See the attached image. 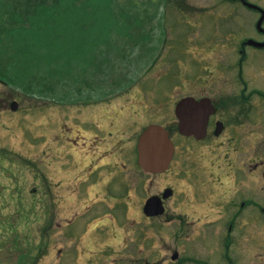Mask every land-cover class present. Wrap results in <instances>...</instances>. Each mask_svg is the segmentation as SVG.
Returning a JSON list of instances; mask_svg holds the SVG:
<instances>
[{"label": "rangeland", "instance_id": "rangeland-1", "mask_svg": "<svg viewBox=\"0 0 264 264\" xmlns=\"http://www.w3.org/2000/svg\"><path fill=\"white\" fill-rule=\"evenodd\" d=\"M247 1L264 10V0ZM257 19L228 0H0V264H118L139 257L135 245L158 257L179 250L228 264L206 235H223L226 216L242 204L252 205L237 222L252 209L264 213V49H246L241 77L235 65L241 42L264 39ZM154 54L159 60L141 93L130 89L140 100L135 106L122 98L131 105H110L100 117L68 108L127 94L121 88ZM243 88L248 120L233 121L238 105L222 107L214 117L224 125L219 137L209 132L197 142L172 131V169L138 172L131 144L148 125L173 130L176 101L217 102ZM88 119L99 121L106 137L119 130L120 157L93 151L100 146L83 135ZM166 188L174 194L166 214L145 219V199ZM252 225L228 249L235 264H264L262 223ZM178 229L189 240L177 237Z\"/></svg>", "mask_w": 264, "mask_h": 264}, {"label": "flooded vegetation", "instance_id": "flooded-vegetation-1", "mask_svg": "<svg viewBox=\"0 0 264 264\" xmlns=\"http://www.w3.org/2000/svg\"><path fill=\"white\" fill-rule=\"evenodd\" d=\"M228 1H230V2H232L234 4H239V5L243 6L244 8H247V9H250V10H253V11L257 12L258 18L261 15V8L253 9V8L247 7L244 4V2H248L249 3V1H247V0H228ZM257 32H258V34L260 36L262 35V37L264 38V32L263 31H257ZM244 42H241V46L237 50L239 58L236 60V64L235 65L239 69L238 70V76L239 77H241V69H242V65L244 63V60L247 58L246 49L248 47L249 48H256V49H260V50L264 49V47L263 48H259V47H254V46H247L246 44H244ZM141 88H142V80L140 81V78H139V79L133 81V84L130 83L126 87L121 88V89H125L127 94H121L118 99H115V97H117V95H115V96L111 97L112 99L106 98V99H103V100H100V101H97V102H90L86 106H77V107H72L71 109H85V110L91 111V116L95 117L97 115V116L100 117L101 114L104 115L103 111L107 110L110 105H117L114 108H112L113 110H115V109L123 110V109H126L128 106L131 105L130 104V105L127 106L126 102H123L122 98L124 100L125 99L128 100L129 97H130V100L132 101V105L135 106V104L139 103L140 100L139 99L137 100L136 97H133V99H131L132 96L130 95V89H138V91H136V93L140 94L141 92L139 90ZM245 92H246V89L243 88L241 90L240 94L236 95V97H231V99H230V97H227V98H224V99L220 98L217 102L214 99H211V98H209L207 96H200L198 98L194 97L195 99L209 98V100L211 101L212 106L216 109V111L213 114H211L210 117H209L208 124H207L206 137L203 140H196L192 136H182V135L178 134L177 131H176L177 129L172 130V129L169 128L168 129L169 137L171 138V140L173 142L174 152H173L172 159H171L168 167L166 168V170L161 172V173H159V174L144 173L139 168V165L137 163V153H136V146H135L136 145V139H137L136 138L134 140V144L133 143L131 144L132 145V149H129L130 147L128 149L130 150V152L133 153V157H135L136 168H137L138 172H140L141 174H144V175H160V174H163V173L169 171L170 169H172L173 162H174L175 149H176L175 142L172 139L171 134H170V133H172V131L174 133H177V136H179V137L181 136L180 138L190 139V140H194V141H197V142H201V141L206 140L209 137V132H212V134H211L212 136L219 137L221 135L223 129H224V125L222 127L221 132L218 135H215L213 133L214 132L215 123L216 122H221V121L218 120V119H214V117L217 115L218 110L221 109L222 107H230V106L234 107V106L238 105L239 109H238V112L236 113L233 121L234 122H240L242 119L248 120L249 111H251L250 103H248L249 99H250V93L248 95H245ZM251 92H253V91H251ZM256 94H259L260 96H262L261 95L262 93L256 92ZM191 97H193V96H191ZM113 102H115V104H112ZM116 102H119V104H116ZM138 105L140 106V104H138ZM98 113H100V114L98 115ZM87 124L90 125V130H88V129L87 130H83L84 131L83 135L90 137V140L93 141L92 143L98 144L100 146L98 148H95L93 151H96V154L100 153V156H102V157H108L110 155H113L114 157H120V154L122 152V150H121L122 138H121V135L119 134V130H115V133L112 132L113 134L112 133H108V137H106L104 129H103V125L99 121H94V119H88L87 120ZM212 124H214L213 130L211 129L212 128ZM235 124H237V123H235ZM79 137L83 138L81 136H79ZM242 137L243 136L238 137V138L243 139ZM110 138H114L115 145L112 146V145L108 144V140ZM233 138H234V140L237 139V137L235 135H233ZM74 141L75 140H73V142ZM68 142L70 143V141H68ZM129 142H130V140H129ZM74 143L76 144V142H74ZM110 146H112L113 148H110ZM114 153H118V155H116ZM109 158L111 159V157H109ZM111 163H112V166L115 167L116 162H112V160H111ZM111 163L108 166H111ZM123 166H125V165L121 164L120 168L122 169ZM173 196H174L173 191H172V189H169V188H166V189L162 190L159 193L150 195L148 198L145 199V201L143 203V206L140 209V211H142L143 217L145 219H148V220H154L156 218L164 216L166 214V212H167V209L165 207V202L168 199L172 198ZM128 197H129V194H128V191L126 190V199ZM150 199L155 200L157 205L155 204V206L148 207L147 208V212H150L151 214H147V213H145V209L144 208H145V204ZM251 205H252L251 203H248L247 205H245V204L243 205L242 204L241 207L239 208L240 212L238 210L231 211L230 214L226 216L227 218H226V221H225V224H224L225 233L223 235L219 234V231H217L216 233H211L210 232L205 237L206 238V240H205V244L206 245L214 246V245L217 244L218 245V249L219 250H221V249L223 250L222 251L223 259L228 264H235L231 260V258L228 256L229 247L232 246V245H235L239 240H241L243 235H245L246 233L253 232V228H254L253 227L254 225H252L253 222H261L262 223V229L264 231V213L263 214H259L258 212H256V214L254 215L253 212L255 211V209H252V213H249V214H247L245 216L246 218L243 221V223H241L242 222L241 220L239 222H237L238 218L242 217L241 216V211L245 210L247 207H249ZM260 210L262 212H264L263 208H261ZM155 211H160V212L158 214L152 215V213H155ZM247 218H249V219H247ZM217 222H219L218 219L209 220V221H207L206 223L203 224V227H204L205 224H210V225L213 226V224H215ZM183 231H184V229L182 230V232H180V229H178L177 233H176V236L179 237L180 235H182ZM203 231H204V228H203ZM203 231H202V233H203ZM135 233H139L136 238H137V240H139L141 242V240L143 238V236L140 235L141 232L140 231H135ZM184 234H185V236L182 235V238H184V240L185 239L189 240V233H187V231L185 230ZM193 238H191V239H193ZM249 238L251 239V237H249ZM158 239H159V241L162 240L161 237H158ZM156 242H158V241H156ZM135 243H137V241H135ZM187 243H190V241H187ZM191 243H193V240L191 241ZM205 244H203V245H205ZM140 245H145V244H140ZM147 245H149L148 247H152V248H155V249H156V246H157V245L153 246L151 242H149V244L147 243ZM187 245L189 246V244H187ZM41 247L44 250V248H43L44 246H43L42 243H41ZM87 247L89 248V246H87ZM135 247H136L137 255L139 257L133 256V257H130V258H133V260H130L129 262L122 261V262H119L118 264H187V263H190V264H214V263H211L210 260H203V259L198 258L197 256L195 258H192V257L189 256L191 252H189V255H188L187 252L177 250L178 247L176 248L177 251H174L170 255L169 258L167 256H160V257L154 256L155 251H150V250L145 251L144 248H137L136 245L134 246V248ZM60 248H64V247H60ZM42 249H41V252H42ZM58 253H61V251L59 250ZM148 253H150V255L147 256ZM217 253H218V259H219L220 253L219 252H217ZM185 255H187V256H185ZM206 255H208V254L206 253ZM75 261H76V259H74L73 261H70V262H75ZM90 264H92V263L90 262Z\"/></svg>", "mask_w": 264, "mask_h": 264}, {"label": "water", "instance_id": "water-1", "mask_svg": "<svg viewBox=\"0 0 264 264\" xmlns=\"http://www.w3.org/2000/svg\"><path fill=\"white\" fill-rule=\"evenodd\" d=\"M249 7L257 8L254 5L247 4ZM264 19V12L257 21L256 27L261 31V22ZM247 44L263 47V43H257L252 40ZM12 109L15 106L12 105ZM215 112V108L207 98L195 100L191 97L181 99L175 106V117L177 119L178 132L184 136H193L200 140L206 136V129L209 116ZM222 123L217 122L214 134L218 135L222 130ZM138 165L146 173H160L164 171L173 155V144L169 139L166 129L159 125H149L140 134L137 142ZM157 205L156 201L150 199L145 204V213L148 207ZM160 211H155L158 214Z\"/></svg>", "mask_w": 264, "mask_h": 264}]
</instances>
